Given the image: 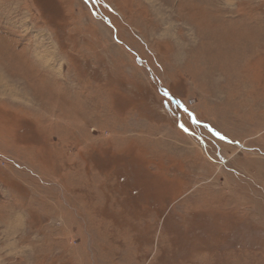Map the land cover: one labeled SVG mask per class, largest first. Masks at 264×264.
I'll return each mask as SVG.
<instances>
[{"label":"rangeland","instance_id":"374dc122","mask_svg":"<svg viewBox=\"0 0 264 264\" xmlns=\"http://www.w3.org/2000/svg\"><path fill=\"white\" fill-rule=\"evenodd\" d=\"M0 264H264V0H0Z\"/></svg>","mask_w":264,"mask_h":264},{"label":"bare ground","instance_id":"6f19581e","mask_svg":"<svg viewBox=\"0 0 264 264\" xmlns=\"http://www.w3.org/2000/svg\"><path fill=\"white\" fill-rule=\"evenodd\" d=\"M146 1H150V0H146Z\"/></svg>","mask_w":264,"mask_h":264},{"label":"snow or ice","instance_id":"6c2138e0","mask_svg":"<svg viewBox=\"0 0 264 264\" xmlns=\"http://www.w3.org/2000/svg\"><path fill=\"white\" fill-rule=\"evenodd\" d=\"M165 95H167V93H165Z\"/></svg>","mask_w":264,"mask_h":264}]
</instances>
